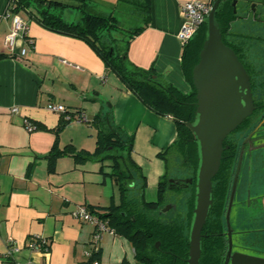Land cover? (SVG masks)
I'll use <instances>...</instances> for the list:
<instances>
[{
	"label": "crops",
	"instance_id": "0c3cea01",
	"mask_svg": "<svg viewBox=\"0 0 264 264\" xmlns=\"http://www.w3.org/2000/svg\"><path fill=\"white\" fill-rule=\"evenodd\" d=\"M188 1L150 0V24L128 50L131 63L154 68L184 94L191 85L183 73L184 46L178 33L183 25L181 9ZM8 5L9 0H0V264L24 259L34 264H92L88 253L93 226L74 219L72 212L87 206L103 214L112 202L118 203L109 162L78 164L66 156L50 171L45 157L55 134L28 131L24 121L55 129L62 113L48 111L50 102L63 105L69 113H82L89 122L73 119L60 134L59 146L70 144L92 153L97 143L93 119L112 111L116 125L134 136L132 158L146 177L145 196L158 188L165 173L159 154L174 142L177 127L171 117L152 112L108 72L88 44L46 30L25 13L19 16L28 25L27 39L18 38L10 49L6 37L16 14L6 16ZM22 49L27 50L24 56ZM14 107L18 113L11 112ZM37 236L50 241L47 253L27 249L29 239ZM9 240L22 247L12 260L4 258ZM100 249L99 264H138L132 244L124 237L106 233Z\"/></svg>",
	"mask_w": 264,
	"mask_h": 264
},
{
	"label": "trees",
	"instance_id": "16d2710c",
	"mask_svg": "<svg viewBox=\"0 0 264 264\" xmlns=\"http://www.w3.org/2000/svg\"><path fill=\"white\" fill-rule=\"evenodd\" d=\"M65 1L9 0L8 9L13 14H27L46 30L88 44L103 61L107 71L114 73L148 109L175 121L177 137L159 154L165 164V173L160 178L157 199L153 202L147 201L145 197L146 177L132 158L134 136L116 125L112 111L93 119L97 143L92 153L78 151L70 144L64 148L59 146L60 134L79 112L69 113L66 109L53 130L28 120L34 129L55 134L54 145L45 157L49 170L54 169L59 158L66 156L73 157L78 164L109 162V176L117 185L119 201L117 204L112 202L105 213H99L100 218L107 221L114 235L124 237L132 244L138 264H187L199 155L195 136L186 124L193 123L196 115L193 68L200 59L207 25L204 24L183 48L182 69L191 85V91L184 94L157 74L154 68L142 69L128 58L130 43L150 24V0H118V4L129 6L142 23L137 28L126 31H122L113 14L91 12L92 0H71L76 4ZM234 1H237L236 6L233 5ZM253 4L257 11L258 6L264 7V0H222L216 13V22L223 41L226 34V45L234 50L250 76L254 105L264 111V55L262 58L255 55V61L251 57L253 42L260 44L264 51V36L244 33L236 27L240 20L244 22L248 18L253 26L263 27L260 25L259 13H253ZM68 8H75L80 12L78 22H67L63 18L61 11ZM24 38L27 39L26 35ZM254 119L255 115L245 119L240 128H250ZM226 145L229 148L223 151L219 171L212 181L213 204L202 230L199 264L223 263L222 218L237 163L234 145L225 140L224 148ZM179 180H183V184H178ZM167 207L170 208L164 211ZM89 256L88 262H99L101 249L95 251L91 248ZM122 264L129 263L124 261Z\"/></svg>",
	"mask_w": 264,
	"mask_h": 264
},
{
	"label": "water",
	"instance_id": "95a60500",
	"mask_svg": "<svg viewBox=\"0 0 264 264\" xmlns=\"http://www.w3.org/2000/svg\"><path fill=\"white\" fill-rule=\"evenodd\" d=\"M221 2L215 0L212 4L205 21L207 31L200 59L193 68L197 109L194 122L186 125L193 132L198 145L199 165L187 264L200 262L202 230L213 204L212 181L221 165L224 141L254 111L250 76L234 50L224 44L216 22ZM236 4L237 1H234L233 5ZM252 8H255V4ZM233 264H264V259L235 254Z\"/></svg>",
	"mask_w": 264,
	"mask_h": 264
},
{
	"label": "flooded vegetation",
	"instance_id": "af4514ba",
	"mask_svg": "<svg viewBox=\"0 0 264 264\" xmlns=\"http://www.w3.org/2000/svg\"><path fill=\"white\" fill-rule=\"evenodd\" d=\"M262 17L259 13L264 25ZM223 42L226 45V34ZM253 115L250 128H240L244 120L225 139L234 145L237 163L222 218V264H233L235 254L264 259V111L254 105L249 117ZM228 148L226 145L224 150Z\"/></svg>",
	"mask_w": 264,
	"mask_h": 264
},
{
	"label": "built area",
	"instance_id": "2783aa9c",
	"mask_svg": "<svg viewBox=\"0 0 264 264\" xmlns=\"http://www.w3.org/2000/svg\"><path fill=\"white\" fill-rule=\"evenodd\" d=\"M212 4L200 2L197 0H191L185 3L181 9V15L183 18V25L178 33V39L183 46H186L192 38L196 35L198 30L205 24L208 14L211 11ZM11 10L8 9L6 16H9ZM28 31L27 23L19 15H15L12 19V27L9 34L6 37V45L13 49L18 38H24ZM27 50L22 49L21 56L26 55ZM46 109L53 113H64L66 108L63 105L50 102L47 104ZM12 113H18L19 109L14 107L11 109ZM74 120L79 123H88V119L84 114L80 113L74 117ZM24 125L28 131L34 130L32 125L26 119ZM74 219L88 223L93 226V233L91 237V248L95 251L100 249L101 241L103 235L106 233L114 234V232L109 228L107 221L100 218V214L97 211H92L87 206H80L72 212ZM30 252H40L47 253L50 247V241L44 237L37 236L29 239L26 245ZM22 252V247L16 244L13 240H9L7 244V249L4 255L6 260H12L16 255ZM90 255V252L88 253ZM16 264H34L31 259L17 260ZM93 264H99L95 261Z\"/></svg>",
	"mask_w": 264,
	"mask_h": 264
},
{
	"label": "rangeland",
	"instance_id": "374dc122",
	"mask_svg": "<svg viewBox=\"0 0 264 264\" xmlns=\"http://www.w3.org/2000/svg\"><path fill=\"white\" fill-rule=\"evenodd\" d=\"M65 2L70 4H76L75 1H71V0H66ZM90 8H91V12L96 14H103V15L113 14L118 19L122 31L134 29L142 25L141 20L134 14V11L125 4H121V3L118 4V0H92L90 2ZM258 13H260V15H262L263 13L262 18L264 19L263 6L261 5L258 6ZM61 14L67 22H78L81 17L80 12L75 8H68L62 10ZM236 27L237 28L239 27L240 31L244 33H251L254 34L255 36L257 35L264 36V25L263 27L256 25L253 26L251 20L249 21V18L247 20H244V22L240 20ZM116 36L118 37L117 34ZM251 51H252L251 57L254 61L257 60L254 59L255 55L261 58L264 55L262 46L258 43L256 44L255 42L252 43ZM256 63H258V61ZM145 197L149 202L156 201L157 189L148 191ZM118 198H119V194H118Z\"/></svg>",
	"mask_w": 264,
	"mask_h": 264
}]
</instances>
